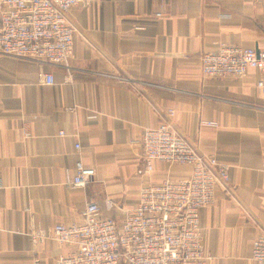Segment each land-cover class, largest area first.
<instances>
[{"label": "crops", "instance_id": "1", "mask_svg": "<svg viewBox=\"0 0 264 264\" xmlns=\"http://www.w3.org/2000/svg\"><path fill=\"white\" fill-rule=\"evenodd\" d=\"M67 19L68 67L0 54V264H55L73 245L54 239V226L81 223L88 201L121 220L144 183L186 176L188 166L160 160L137 173L143 129L162 120L228 165V182L200 210L207 264H255L252 241L264 233L258 71L206 77L200 56L225 45L264 50L262 0H85ZM78 159L94 169L84 187L69 183Z\"/></svg>", "mask_w": 264, "mask_h": 264}, {"label": "built area", "instance_id": "2", "mask_svg": "<svg viewBox=\"0 0 264 264\" xmlns=\"http://www.w3.org/2000/svg\"><path fill=\"white\" fill-rule=\"evenodd\" d=\"M84 1L0 0V54L68 67L74 29L67 12ZM200 62L206 77H242L250 68L257 70L256 86L264 107V50L225 45L203 52ZM43 80L50 84L53 76L44 74ZM138 141L143 166L137 173H151L154 160L188 166L189 173L144 183L137 205L121 220L102 216L99 205L88 201L81 223L54 226L53 238L73 245L57 256L55 264H207L210 257L203 252L200 210L214 202L216 185L228 182V165L199 153L166 120L144 128ZM74 147L78 150L80 145ZM75 167L69 183L84 187L94 169L84 167L80 159ZM106 202L111 205L109 199ZM251 257L255 264H264L263 232L252 241Z\"/></svg>", "mask_w": 264, "mask_h": 264}]
</instances>
